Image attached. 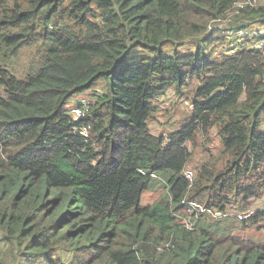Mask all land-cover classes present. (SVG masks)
Returning <instances> with one entry per match:
<instances>
[{
    "label": "trees",
    "instance_id": "16d2710c",
    "mask_svg": "<svg viewBox=\"0 0 264 264\" xmlns=\"http://www.w3.org/2000/svg\"><path fill=\"white\" fill-rule=\"evenodd\" d=\"M237 1L0 0V59L29 52L20 76L0 65L10 264H264V241L188 223L237 204L241 223L264 231V53L252 47L264 3L228 21ZM190 83V116L155 134L161 98ZM81 95L89 107H66ZM70 107L84 115L74 120ZM212 131L217 156L193 166L189 182L193 148ZM162 173L168 195L141 205ZM187 204L213 214L195 217Z\"/></svg>",
    "mask_w": 264,
    "mask_h": 264
},
{
    "label": "rangeland",
    "instance_id": "374dc122",
    "mask_svg": "<svg viewBox=\"0 0 264 264\" xmlns=\"http://www.w3.org/2000/svg\"><path fill=\"white\" fill-rule=\"evenodd\" d=\"M264 0H238L234 6L233 11L229 14V20L238 17L239 13H236V10H239L241 8H244L246 6L254 7L259 4H263ZM234 20V19H233ZM227 27V24L220 23L219 25H216V29L223 30ZM263 30H261L262 32ZM28 54L29 52L24 51L21 56L18 59L9 58L8 55H6V60L2 61V58L0 59V65L3 66L4 64L11 65L14 67L15 73L20 76L21 73H23V70L27 66L28 62ZM16 67H19V69H16ZM189 88L184 90V95L182 97H178L172 90H168L165 95L161 98L159 106L161 108V111L158 112L156 115V123L152 124V128L155 132V134H161L164 137H167V134L170 133L172 130L177 129L182 123L185 122V120L190 116V101L189 99H186V95H188V98H191L190 91L193 89V84H189ZM103 91V84L99 83L96 86V89L92 90L90 94L98 95ZM2 95V89L0 88V96ZM91 95H88V99L84 96L82 99H79V97H76V100L69 101L66 104V107H69L73 102L78 101L80 103H85V107L90 106L89 99ZM75 108L70 107V113L73 117L76 116L75 114ZM212 135L210 137L211 143L209 145H205L201 142L196 144V146L193 148L194 156L192 163L190 166L187 167L186 171H190L193 173V166L200 164L202 162H205L207 159V156L209 154H212L214 157L217 156V151L219 147V141L217 136L215 135V132H211ZM191 150V145H188ZM167 173L162 174H156L148 187L147 190H145L140 199L141 205H150L157 201L161 197H166L168 195V190L165 186V177H167ZM194 178V177H193ZM256 208L260 206L259 202H256L254 205ZM252 208H250L247 213H250ZM191 211L195 217H198L199 213L195 209H191ZM240 209L237 208V204H231L226 207V213L223 215V218L220 220H213L209 216H205L201 219H191L188 221L189 225L193 226V228L196 227H203L205 229H208L212 233L218 236H236L244 239H249L254 242H263L264 241V231L263 230H257L256 227H250L248 225L244 226L241 221L245 213L239 212ZM190 214V213H189ZM201 214V213H200ZM220 217V213H216ZM240 217V218H238ZM188 220V219H187ZM10 254L8 247L4 244L0 243V261H5V264H10ZM13 264H29V262H22L20 259L16 260ZM33 264H46L42 260H36Z\"/></svg>",
    "mask_w": 264,
    "mask_h": 264
},
{
    "label": "built area",
    "instance_id": "2783aa9c",
    "mask_svg": "<svg viewBox=\"0 0 264 264\" xmlns=\"http://www.w3.org/2000/svg\"><path fill=\"white\" fill-rule=\"evenodd\" d=\"M259 34H257L259 37H260V39H258L257 40V42L255 43V44H253L252 45V47L254 48V50H256V51H258V52H261V53H264V31H259L258 32ZM75 114H76V116L74 117V120H78L79 118H81L83 115H84V112H83V110H76L75 111ZM152 177H154V176H152ZM184 177L189 181V182H192L193 181V174H192V172H190V171H185L184 172ZM188 206H190L189 207V210H188V212L191 214V213H193L192 211H191V209L193 208V209H195L196 211H197V213H208V214H213L211 211H209V210H207V209H205V208H202L201 206H199V205H195V204H187ZM215 216H219L218 214L216 215V213H215ZM238 218H240V217H238ZM241 219V218H240ZM189 229H191V227H189V226H187Z\"/></svg>",
    "mask_w": 264,
    "mask_h": 264
},
{
    "label": "bare ground",
    "instance_id": "6f19581e",
    "mask_svg": "<svg viewBox=\"0 0 264 264\" xmlns=\"http://www.w3.org/2000/svg\"><path fill=\"white\" fill-rule=\"evenodd\" d=\"M188 207H190V206H188Z\"/></svg>",
    "mask_w": 264,
    "mask_h": 264
}]
</instances>
